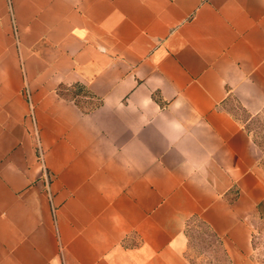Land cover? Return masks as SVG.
I'll list each match as a JSON object with an SVG mask.
<instances>
[{"label": "crops", "instance_id": "crops-1", "mask_svg": "<svg viewBox=\"0 0 264 264\" xmlns=\"http://www.w3.org/2000/svg\"><path fill=\"white\" fill-rule=\"evenodd\" d=\"M82 87L84 90L82 91ZM264 0H0V264H264Z\"/></svg>", "mask_w": 264, "mask_h": 264}, {"label": "rangeland", "instance_id": "rangeland-1", "mask_svg": "<svg viewBox=\"0 0 264 264\" xmlns=\"http://www.w3.org/2000/svg\"><path fill=\"white\" fill-rule=\"evenodd\" d=\"M230 107L241 120H247L246 126L259 148L261 162L264 166V112L250 118L234 100H231ZM189 233L191 243L188 252L193 262L197 264H229L225 259L221 243L201 222L191 221ZM262 252L264 253V248H262Z\"/></svg>", "mask_w": 264, "mask_h": 264}, {"label": "trees", "instance_id": "trees-1", "mask_svg": "<svg viewBox=\"0 0 264 264\" xmlns=\"http://www.w3.org/2000/svg\"><path fill=\"white\" fill-rule=\"evenodd\" d=\"M80 88H81L82 91L84 90L82 87H80Z\"/></svg>", "mask_w": 264, "mask_h": 264}]
</instances>
